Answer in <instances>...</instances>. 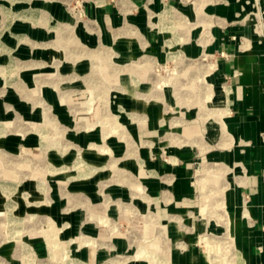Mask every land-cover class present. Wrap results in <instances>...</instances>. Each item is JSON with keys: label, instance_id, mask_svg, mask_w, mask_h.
<instances>
[{"label": "crops", "instance_id": "1", "mask_svg": "<svg viewBox=\"0 0 264 264\" xmlns=\"http://www.w3.org/2000/svg\"><path fill=\"white\" fill-rule=\"evenodd\" d=\"M57 11L58 36L40 55L64 76L91 72L104 51L115 68L196 63L190 77L207 80L137 104L129 121L155 232L134 264H264V0H96L82 39Z\"/></svg>", "mask_w": 264, "mask_h": 264}, {"label": "rangeland", "instance_id": "2", "mask_svg": "<svg viewBox=\"0 0 264 264\" xmlns=\"http://www.w3.org/2000/svg\"><path fill=\"white\" fill-rule=\"evenodd\" d=\"M94 1L0 0V264H134L154 247L128 124L137 104L207 80L190 77L196 63L115 68L104 51L86 73L43 61L57 10L82 39Z\"/></svg>", "mask_w": 264, "mask_h": 264}, {"label": "bare ground", "instance_id": "3", "mask_svg": "<svg viewBox=\"0 0 264 264\" xmlns=\"http://www.w3.org/2000/svg\"><path fill=\"white\" fill-rule=\"evenodd\" d=\"M200 242L204 245V246H210L211 248H209L210 250H212L213 248V250H212V253L211 254H218V255H220V254H222L223 253V251H224V249H223V246L221 245V244H212L211 242H210V239L209 238H207V237H202L201 238V240H200ZM215 251V252H214Z\"/></svg>", "mask_w": 264, "mask_h": 264}]
</instances>
